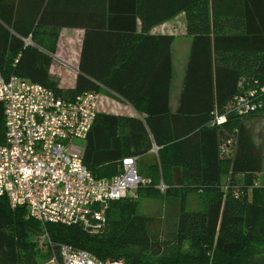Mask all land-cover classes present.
I'll use <instances>...</instances> for the list:
<instances>
[{"label": "trees", "instance_id": "16d2710c", "mask_svg": "<svg viewBox=\"0 0 264 264\" xmlns=\"http://www.w3.org/2000/svg\"><path fill=\"white\" fill-rule=\"evenodd\" d=\"M224 7L229 13L222 12ZM182 12L190 47L178 106L171 113L168 80L159 106L151 93L134 90L137 82L147 81L145 76L123 77L128 61L118 69L116 61H107L102 72L87 75L91 71L81 60L74 87H58L49 68L61 27L9 26L18 17L11 23L0 11L1 77L39 84L63 99L105 89L140 115L96 114L81 153L95 179H111L120 172L122 159L136 158L137 163L152 146L158 148L147 177L137 163L139 175L150 184L137 188L136 196L111 201L97 235L79 225H42L27 218L25 207L12 209L0 196V264H42L52 254L57 257L62 245L122 264H264V188L256 180L261 160L242 121L264 113V0H182ZM152 21L148 26L164 19ZM27 38L30 44L25 45ZM238 97L256 109L238 116L231 106ZM215 115L226 121L215 125ZM160 181L164 192L157 189ZM198 193L205 197L203 210L187 211L189 195ZM163 197L178 199L171 217L166 215L167 224L170 218L174 223L172 240L151 235L153 219L138 214L140 200ZM44 234L51 244L43 240L40 247Z\"/></svg>", "mask_w": 264, "mask_h": 264}, {"label": "built area", "instance_id": "2783aa9c", "mask_svg": "<svg viewBox=\"0 0 264 264\" xmlns=\"http://www.w3.org/2000/svg\"><path fill=\"white\" fill-rule=\"evenodd\" d=\"M29 40H23L25 45ZM98 98L96 93L84 92L63 99L39 84L0 76V196L12 209L25 207L27 218L42 225H79L97 235L106 223L105 210L111 201L150 184V179L139 175L136 158L122 159L120 172L111 179H95L83 165L82 154L71 150L75 140H85L98 113ZM231 106L238 116L256 109L243 97ZM225 121L224 115L214 116L217 126ZM151 150L157 156L158 148ZM157 189L164 192L166 186L160 183ZM41 239L40 247L43 240L51 244L46 234ZM57 257L52 254L42 264H122L99 261L66 245L59 247Z\"/></svg>", "mask_w": 264, "mask_h": 264}, {"label": "crops", "instance_id": "0c3cea01", "mask_svg": "<svg viewBox=\"0 0 264 264\" xmlns=\"http://www.w3.org/2000/svg\"><path fill=\"white\" fill-rule=\"evenodd\" d=\"M0 11L10 17L11 23L18 17L16 24L9 26L61 27L49 68L50 75L60 83L58 87H74L81 60L91 71L85 73L87 75L102 72L107 61H116L117 69L128 61L123 77H137L138 80L145 76L147 79L143 85L137 82L134 90L138 95L151 93L153 102L163 106L168 80V108L171 113L177 109L190 47L182 0H0ZM222 12L229 13V10L224 7ZM171 13L176 14L172 16ZM144 18L149 21L145 23ZM152 19L164 21L148 26ZM223 22L227 20L223 19ZM101 92L118 103L114 111L98 113L140 117L119 96L105 89L99 94ZM146 157L150 158L149 162ZM156 162L152 150L139 157L137 163L141 175L147 177L148 167ZM164 228L159 236L172 240V218Z\"/></svg>", "mask_w": 264, "mask_h": 264}, {"label": "rangeland", "instance_id": "374dc122", "mask_svg": "<svg viewBox=\"0 0 264 264\" xmlns=\"http://www.w3.org/2000/svg\"><path fill=\"white\" fill-rule=\"evenodd\" d=\"M53 78V76L51 75ZM55 80V78H53ZM60 80V79H59ZM57 83L59 82L56 79ZM61 82V80H60ZM60 85V83H58ZM117 103L114 100L107 98L103 92L99 94L97 111L98 112H112L117 107ZM243 124L247 129L251 141L255 148L257 149V153L260 156L261 160V171L257 175V183L259 187L264 188V113L259 114L255 117H245L243 118ZM75 147L71 148L73 152L82 153L83 151V141L75 140ZM147 162L150 161L149 157L145 158ZM145 162L144 160H142ZM140 164V163H139ZM136 191L133 193L127 194V196H136ZM205 197L198 194L189 195L187 199L186 210L187 211H202L203 210V199ZM172 201V202H171ZM178 202V199L174 198L171 200L170 198H157V199H142L138 204V214L146 217H150L153 219L152 224L149 225V233L151 235H157L162 233L164 228V224L166 222V215L170 214V208L173 205V202ZM184 250L187 249V246H184ZM188 250V249H187ZM186 250V251H187Z\"/></svg>", "mask_w": 264, "mask_h": 264}]
</instances>
